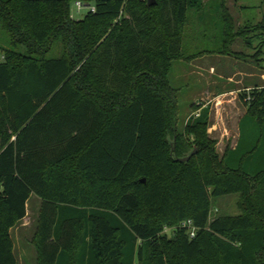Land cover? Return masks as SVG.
<instances>
[{"label": "trees", "instance_id": "trees-1", "mask_svg": "<svg viewBox=\"0 0 264 264\" xmlns=\"http://www.w3.org/2000/svg\"><path fill=\"white\" fill-rule=\"evenodd\" d=\"M74 1L0 0V264H18L11 229L32 194L37 264H264V86L240 92L220 156L209 106L176 129L169 74L194 0H81L96 6L81 19ZM233 193L243 212L210 221Z\"/></svg>", "mask_w": 264, "mask_h": 264}, {"label": "rangeland", "instance_id": "rangeland-1", "mask_svg": "<svg viewBox=\"0 0 264 264\" xmlns=\"http://www.w3.org/2000/svg\"><path fill=\"white\" fill-rule=\"evenodd\" d=\"M225 9L228 18L222 14L219 0L191 2L183 30L182 51L185 58L174 60L169 74L171 84L178 89L177 132L183 133L187 121L199 116L202 109L209 106L208 134L216 141L215 148L220 156L225 153L228 142L236 141L238 136L237 119L245 108L239 94L253 80L247 74L255 70L264 73V0H225ZM77 10L74 1L70 10L74 18L81 19L89 12L88 7L80 13ZM3 24L0 21V61L4 60V49L12 47V39ZM59 56H62L61 44L55 47L48 58ZM201 63L205 68L200 74L203 77L198 75L197 67ZM226 76L233 77L232 88L236 91L222 96L220 101L208 102L212 95L202 93L204 89L208 90L204 83L206 78L222 79ZM211 86L214 88L212 92L221 88L218 85ZM170 141L172 151H176L177 136H171ZM218 141L222 142L219 144ZM195 148L198 150V147ZM29 201L28 218L11 231L18 264H37V249L32 238L40 218L42 201L35 194L31 195ZM241 201L239 193L213 197L210 221L218 216L241 214ZM166 232L171 234L169 229Z\"/></svg>", "mask_w": 264, "mask_h": 264}, {"label": "crops", "instance_id": "crops-1", "mask_svg": "<svg viewBox=\"0 0 264 264\" xmlns=\"http://www.w3.org/2000/svg\"><path fill=\"white\" fill-rule=\"evenodd\" d=\"M194 59H197V58H194ZM193 59V60H194ZM200 60L202 61V57H200ZM205 63V62H204ZM203 63L200 64L198 68V75L200 77H203V75H200L201 74V71H204V66L202 65ZM211 66V65H210ZM211 69H213V67L211 66L210 67ZM248 76H250L253 80L251 82H249L248 84H246L244 90H250L251 88L253 87H261V86H264V83H262L263 79H264V73L259 71V70H255V71H251L249 74H247ZM203 79V78H201ZM260 79V80H259ZM233 77L232 76H226V77H222V79H217V78H214V77H210V78H206V81H204L205 83V86L208 87V90L204 89L202 91V93H207L209 95H212V97H210V99H208V102L209 101H220L221 97L222 96H225L226 94L228 93H234L236 90L232 88L233 86ZM211 85H214V86H220L221 88H218L217 91H214L212 92V90L214 89ZM223 85V87L221 86ZM246 107L242 110V113L240 114L239 118L237 119V124H238V136L236 138V141L230 143L228 142L229 144L226 145V148H235L237 143H238V138H239V134H240V131H239V122H240V119L244 116V114L246 113ZM212 129H210V133H211ZM222 141H218V143L220 144ZM42 201V200H41ZM42 204V202H41ZM41 208V206H40ZM40 212V211H39ZM28 215V214H27ZM26 215V217H24L20 222L24 221L26 218H28ZM15 228V227H14ZM13 229V228H12ZM11 229V231H12Z\"/></svg>", "mask_w": 264, "mask_h": 264}, {"label": "built area", "instance_id": "built-area-1", "mask_svg": "<svg viewBox=\"0 0 264 264\" xmlns=\"http://www.w3.org/2000/svg\"><path fill=\"white\" fill-rule=\"evenodd\" d=\"M75 6L78 9L77 10L78 13H80L83 10V8H85V7H88L89 12H95L96 11L95 4L86 3V2H83L81 0H76ZM71 17L74 18V16H72V15H71ZM182 225L187 228V231H188L191 238L195 237L196 232L198 230V227L194 224V222L191 219L186 220L185 223H182Z\"/></svg>", "mask_w": 264, "mask_h": 264}, {"label": "water", "instance_id": "water-1", "mask_svg": "<svg viewBox=\"0 0 264 264\" xmlns=\"http://www.w3.org/2000/svg\"><path fill=\"white\" fill-rule=\"evenodd\" d=\"M147 4L148 6H154L157 4V0H147ZM197 152V148H195L188 156L183 157V158H179V160L181 161H188L190 160V158Z\"/></svg>", "mask_w": 264, "mask_h": 264}]
</instances>
